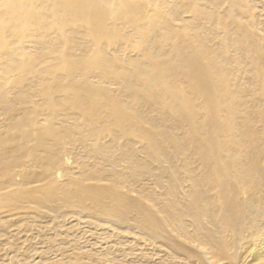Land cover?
Here are the masks:
<instances>
[{
    "label": "bare ground",
    "instance_id": "1",
    "mask_svg": "<svg viewBox=\"0 0 264 264\" xmlns=\"http://www.w3.org/2000/svg\"><path fill=\"white\" fill-rule=\"evenodd\" d=\"M244 1L230 0L235 6L244 5ZM4 2L7 11L0 14L1 39V31L9 30L29 36L76 40L83 34L75 30L80 25L85 27L84 33L90 30L96 41L107 35L113 38L107 25V19L113 14L106 7L110 0ZM127 12H137L136 5L129 0H120L115 15L120 18ZM250 27L242 28L240 42L251 40ZM194 39L195 46L192 43L173 46L176 54L173 61L158 63L152 55L149 69L122 72V92L131 104L90 80L57 78L56 72L61 69H66L69 76L94 68L110 73L114 70L112 64L98 50L84 58L72 51L61 50L65 62L52 63L46 69L55 80V86L41 89V102L34 103L24 93L18 95L15 102H6L1 96L5 124L0 130V215L30 208L59 216L63 207L76 208L99 216L100 225L110 231L107 236H98L92 245L112 243L113 236L122 235L121 228H132L136 225L130 222L138 221L156 248L158 241L169 242L164 254L173 256L170 264H264V251L249 257L254 248L264 245V234L253 240L249 251L239 256L235 254V244L241 236L244 238L248 234L253 238L264 226H260L264 216V108L249 110L252 105L250 107V99L245 98V94H249L250 84L241 85L246 89L244 96L243 89L234 90L231 71L212 56L211 49L200 36ZM251 49L258 52L259 47L254 42L247 45V52ZM262 51L261 57H264V47ZM252 62L256 64L257 59H251L256 76L251 85L264 100L263 60L261 67H253ZM177 79L189 83L200 101L198 108L176 89L174 81ZM164 86H168L167 89H161ZM164 91L179 100V105L174 107L165 102ZM57 92L63 94L61 100L55 98ZM157 104L168 108L173 119L178 121V126L184 130L185 143L175 152L182 160L181 164H175L173 160L170 170L162 169L155 174L151 169L152 161H170L173 156L166 153L165 136L164 140L160 138L162 132L156 131L153 121L143 118L134 105L154 108ZM111 133H115L113 139L118 144L130 136H134L133 140L136 137L140 141L146 140L149 149H144L143 155L147 160L141 159L130 140L113 150L104 143ZM85 154L100 159L104 165L119 168L124 165L131 173L122 170L108 173L95 165L88 167L78 161ZM191 154L199 161L198 168L192 165ZM73 162L85 168L82 178L70 177L61 183L59 177L73 173L69 170ZM146 172L156 176L157 184L168 176L169 187L163 195L165 203L151 200L159 215L134 197L140 193L135 181ZM186 183H190V187L182 191ZM142 199L149 198L143 196ZM28 228L29 225L19 227L11 221L5 225L0 234V260L3 252L13 248L23 251L38 242L40 237L20 235ZM84 235L81 238L91 246L89 236H94L93 231H85ZM172 235L177 239L174 240ZM30 242L33 243L29 245ZM135 250L129 253L134 254L133 258L139 255ZM161 252H153L151 257L158 255L161 258ZM37 254L36 251L31 256ZM98 257L106 263L118 258L117 254L112 256L110 246L100 251ZM196 257L198 260L194 261ZM75 258L79 259V256ZM10 260L12 256H9ZM61 261L53 264H62ZM17 264H22L21 260L18 259Z\"/></svg>",
    "mask_w": 264,
    "mask_h": 264
},
{
    "label": "rangeland",
    "instance_id": "2",
    "mask_svg": "<svg viewBox=\"0 0 264 264\" xmlns=\"http://www.w3.org/2000/svg\"><path fill=\"white\" fill-rule=\"evenodd\" d=\"M119 1L110 0L106 5L107 9L113 12L110 18L107 19V25L111 28L110 35L113 38L107 35L105 39L96 41L90 30V32L84 33L85 27L83 25L75 28V30L83 33L76 40L55 36L44 37L36 34H34L35 36H29L28 34L9 30L1 31L0 97H4L6 102H15L18 100V95L24 93L34 103L41 102L43 101L41 89L44 86H55V80L51 78L46 69L52 63L65 62L64 56L60 54L61 50L64 52L72 51L75 55L83 58L94 55L98 50L101 52L102 57L112 64L114 70L111 69L113 72L111 70L110 73H104L101 69L94 68L88 70V72L85 71V73L80 70L74 76H69L66 69H61L56 72L57 78L64 81H74V78L75 81H81L82 78L83 81L90 80L96 85L106 87L112 95L117 96L123 102L131 104L132 102L127 99V95L122 92V72L132 73L136 68L149 69L153 60L152 55L158 63L168 60L173 61L176 55L173 51L175 44L192 43L195 46L196 41L194 38L200 36L211 49L212 56L218 59L228 71H231V86L234 90L235 88L243 89L242 96H244L246 89L241 85L250 84L247 89L249 94H245V98L250 99V107L252 105L249 110L257 111L259 107L264 108V100L251 85L256 80L251 68V59H257L256 64L252 62L253 67L255 65L261 67L262 60L264 65V57H261L263 56L262 50L264 47V0H245L244 5L236 6L230 0H197L196 2L195 0H129L133 5H136L137 12H127L126 15L120 18L115 15ZM6 11L4 0H0V14L6 13ZM245 25L251 26L252 38L251 40L248 38L246 42L242 43L239 38ZM116 35L118 36L116 37ZM254 42L259 47L258 52L255 49L247 52V45ZM98 45L100 48H97ZM61 60L62 62H60ZM16 65H20V67L16 68ZM174 86L180 94L188 97L198 108L200 101L194 95L186 80L177 79L174 81ZM167 87L164 86L161 89L165 90ZM164 93L165 102L173 104L174 107L179 105V100H174L165 91ZM55 98L61 100L63 94L57 92ZM3 105V102L0 103L1 131L3 130L1 126L5 124ZM253 105L256 107L253 108ZM134 106L143 118L153 121V128L156 131L162 132L160 138L164 140L165 136L164 148L166 153L171 157L173 156L170 161L153 160L151 169L155 174L162 169L170 170L169 167L173 160L175 164H181L182 160L175 152L178 146L184 145L185 134L184 130L178 126V121L173 119L174 116L171 115L169 109L163 108L160 104L155 105L154 108L150 105ZM113 131L116 132V130ZM114 134H108L104 143L116 150L119 145H124L129 140V142L133 141V146L135 150L139 151L141 159H146L143 155V150L149 149L146 140L140 141L137 137L136 140H133L135 139L134 136H130V138L121 139L118 144L113 139ZM83 157V159L79 158L78 161L89 165L88 167L95 165V168L106 169L108 173L120 170L126 174L131 173V170L124 168V165L123 168L112 167L107 164L104 165L98 158H89L86 154ZM190 157L194 168H198L199 161H196L193 154ZM79 166L76 162H73L69 166V170L73 173L66 177H59L61 183H65L70 177L81 179L85 168ZM155 177L146 172L136 179L135 186L140 193L134 197L141 199L142 204L148 210L158 214L151 200L159 204L165 203L164 196L168 190L169 182L168 179L166 180L167 175L162 178L159 184L155 183ZM85 182L93 183L90 181ZM189 184L183 185L182 191L187 190L190 187ZM143 196L144 198L147 196L149 199H142ZM98 217L89 211L88 213L80 212L76 208L70 209L67 207L61 209L59 216L30 208L18 213L2 214L0 215V234L4 232H2V229L5 228V225L11 221L19 227L29 225L27 231L20 232L21 236L25 237L30 234L37 236V238L40 237V239L38 238V242L34 244L30 242L29 245L32 244L31 248L23 249V251L19 248H13L8 252H3L4 256L0 260V264H17L18 259L21 260L22 264H35V262H37L36 264H53L54 262L59 263L61 260L62 264H96V262L98 264H170L172 262L171 257L173 256L164 254L167 249L166 245H170L169 242L165 240L158 241L159 247L156 248L153 241L148 239L147 233L141 230L138 221L130 222L136 225L132 228H121L123 233L120 237L113 236L112 243L116 242L113 247L111 242L92 245L98 236H107L110 233L105 226L100 225L101 221ZM262 225H264V216L260 222V226ZM207 226L211 227V224H207ZM88 230H92L94 234V236H89L91 246L87 245L83 241L84 239L81 238V236H85L84 233ZM262 234H264V226L253 238H250L248 234L244 238L241 236L235 244V254L238 253L239 256L245 251H249L253 240ZM172 238L177 239L175 235H172ZM228 241L232 242V239L229 238ZM85 245L88 247H83ZM185 245L188 247L187 244ZM107 246L112 249L113 257L117 254L118 258H122L123 261H119L118 258L114 257V262L106 263L105 259H100L98 257L100 251H105ZM134 249L139 254L136 258H133L135 257L134 254L133 256L132 254L129 255L131 250ZM253 250L249 257H255L256 253H262L264 245L259 244ZM36 251L38 254L31 256ZM156 251H162L161 258L158 255L151 257V254ZM124 253L127 256L124 257ZM194 253L198 254L196 250H194ZM77 255L79 259L75 258ZM9 256H12L10 261ZM35 257L36 260L33 261ZM193 260L196 261L198 258H193Z\"/></svg>",
    "mask_w": 264,
    "mask_h": 264
}]
</instances>
